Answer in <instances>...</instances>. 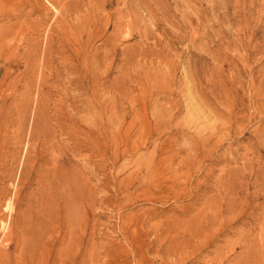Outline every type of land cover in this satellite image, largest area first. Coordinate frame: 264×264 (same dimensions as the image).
<instances>
[{"label":"rangeland","instance_id":"obj_1","mask_svg":"<svg viewBox=\"0 0 264 264\" xmlns=\"http://www.w3.org/2000/svg\"><path fill=\"white\" fill-rule=\"evenodd\" d=\"M139 2L0 0V264H264V0Z\"/></svg>","mask_w":264,"mask_h":264},{"label":"bare ground","instance_id":"obj_2","mask_svg":"<svg viewBox=\"0 0 264 264\" xmlns=\"http://www.w3.org/2000/svg\"><path fill=\"white\" fill-rule=\"evenodd\" d=\"M142 1V0H141ZM140 2H139V0H138V4H139ZM134 4H135V1H134ZM144 4V3H143ZM141 5H142V3H141ZM143 6V5H142ZM133 7H135L134 5H133ZM138 7H141V6H138ZM70 8H71V6H70ZM139 9V8H138ZM133 10V9H132ZM142 12V11H141ZM140 12V13H141ZM127 15V14H126ZM136 15V14H135ZM138 17V16H137ZM126 18V17H125ZM131 18V17H130ZM138 19H139V17H138ZM47 20V19H46ZM140 20V19H139ZM117 21V20H116ZM123 20H121V22H122ZM137 21V20H136ZM121 22H120V24H121ZM123 22H126V20L125 21H123ZM118 25V24H117ZM129 25V24H128ZM75 26V25H74ZM128 27V26H127ZM7 28V27H6ZM12 28V27H11ZM14 28V27H13ZM71 28H72V26H71ZM117 28V27H116ZM122 28V27H121ZM121 28H119V29H121ZM83 29V28H82ZM127 29V28H126ZM128 29H129V27H128ZM8 31H9V29H7ZM6 30V31H7ZM125 30V29H124ZM69 30H67L66 32H68ZM126 31V30H125ZM5 32V31H4ZM128 32V31H127ZM65 33V32H64ZM71 33V32H70ZM72 33H74V34H76L75 33V31L73 32L72 31ZM67 34V33H66ZM65 34V35H66ZM122 34V33H121ZM63 35V34H62ZM77 35H79V34H76L75 36H77ZM82 35V34H81ZM81 35H79V36H81ZM1 36H3V35H1ZM38 36V35H37ZM64 36V35H63ZM70 37H72L71 36V34L69 35ZM116 36H118V35H116ZM116 36L114 37V38H116ZM32 37V36H31ZM34 37V36H33ZM91 37V36H90ZM41 38L42 37H40V36H38L37 38H35L34 39V41L33 42H31L30 44H28V47L27 46H25V47H27L26 48V50L24 51V52H22L21 54L22 55H25V56H27V57H32V56H35V57H33V58H36V57H38L39 56V58L41 57V54H43L44 56L45 55H51L53 52H56V53H58L59 55H61V56H65L66 57V55H67V52H69L70 54H72L73 55V58L76 60V62H77V60H79L78 59V57H79V54L78 53H80L81 52V46L79 45V43L76 41V42H74V40H73V42H74V44L72 43L71 44V46H69L68 45V43L67 44H65V40H63L62 38V43L60 44V46H58L57 48H45V50H43L42 49V43H41ZM51 38V37H50ZM88 38V37H87ZM113 38V39H114ZM118 38V37H117ZM32 39V38H31ZM47 39H49V37L47 38ZM52 39V38H51ZM50 39V40H51ZM73 39H74V37H73ZM77 39L78 40H80L78 37H77ZM88 39H91V38H88ZM111 39V38H110ZM109 39V40H110ZM117 40H119V39H117ZM137 40V39H136ZM47 41V40H46ZM52 41V40H51ZM70 41V38H69V40H68V42ZM83 41V40H82ZM82 41H80V42H82ZM89 41V40H88ZM114 41V40H113ZM3 42V41H2ZM27 42H28V40H27ZM85 42V41H84ZM92 42V41H91ZM111 42H112V40H111ZM116 42V41H115ZM29 43V42H28ZM70 43V42H69ZM77 43H78V45H79V47L77 46ZM93 43V42H92ZM91 43V44H92ZM117 43V42H116ZM3 44V43H2ZM27 44V43H26ZM48 44V43H47ZM47 44H45V45H47ZM51 44V43H50ZM82 44H86V43H82ZM105 44H109L108 42H106ZM87 45V44H86ZM2 46V45H1ZM18 46V45H17ZM83 46H85V45H83ZM93 46V45H92ZM139 46H140V44H139ZM3 47V46H2ZM90 47V46H89ZM89 47L87 48V49H89ZM127 48L129 47V46H126ZM138 47V46H137ZM141 47V46H140ZM1 48V47H0ZM14 48V47H13ZM17 48V47H16ZM85 47H83V49H84ZM97 48H98V46H97ZM127 48H125V50L127 49ZM2 49V48H1ZM0 49V50H1ZM4 49V48H3ZM7 49V48H6ZM25 49V48H24ZM82 49V50H83ZM123 49V48H122ZM133 49V48H132ZM131 48H130V50H132ZM135 49V48H134ZM133 49V50H134ZM140 49H142V48H140ZM12 50V49H11ZM96 50V49H95ZM128 50V49H127ZM126 50V51H127ZM137 50H139V49H137ZM9 51H10V49H9ZM17 52H19V48H17V50H16ZM83 51H85V49L83 50ZM126 51H124V53L126 52ZM141 51V50H140ZM142 52V51H141ZM140 52V53H141ZM91 53V52H90ZM94 53H95V51H94ZM93 53V54H94ZM107 53V52H106ZM135 53H139L138 51H136L135 50ZM17 54V53H16ZM69 54V55H70ZM92 54V53H91ZM43 55H42V58H43ZM17 56V55H16ZM82 56V55H81ZM90 56V55H89ZM94 56V55H93ZM21 57V56H20ZM46 57V56H45ZM47 57H49V56H47ZM33 58H30V60L31 59H33ZM84 58V57H83ZM24 59V58H23ZM38 59V58H37ZM81 59V58H80ZM88 59V58H87ZM87 59H85V60H87ZM29 60V61H30ZM40 60V59H39ZM42 61H44L43 59H41ZM40 60V61H41ZM46 60H48V58L46 59ZM35 61V60H34ZM81 61V60H80ZM33 62V61H32ZM32 62H30V63H32ZM76 62H75V64L74 65H71V68L73 69V71L76 69ZM87 62V61H86ZM26 63V62H25ZM27 63H28V61H27ZM26 63V64H27ZM37 62H35V64H36ZM40 62H38L37 64H39ZM25 64V65H26ZM34 64V65H35ZM44 64H45V62H44ZM92 64H93V62H92ZM30 65V64H29ZM40 65V64H39ZM84 65H85V63H84ZM94 65V64H93ZM27 66V65H26ZM25 66V67H26ZM36 66V65H35ZM47 65H45V67H46ZM80 66V65H79ZM24 67V68H25ZM31 67H33L32 65H31ZM37 67V66H36ZM48 67V66H47ZM69 67V66H68ZM88 67V66H87ZM92 67H95V65L94 66H92ZM92 67H90V68H92ZM58 68V67H57ZM70 68V69H71ZM89 68V67H88ZM94 70V69H93ZM41 72H42V70H41ZM89 72V71H88ZM90 73V72H89ZM41 74V73H40ZM44 74H45V71H44ZM58 74H61V73H58ZM57 74V75H58ZM74 74V73H73ZM88 75V74H87ZM42 76H45V75H42ZM60 76V75H59ZM77 76H78V74H77ZM72 77V76H71ZM74 77V76H73ZM34 78V77H33ZM40 78H41V76H40ZM46 78V77H45ZM90 78V77H89ZM29 80H30V78H29ZM40 80V79H39ZM88 80V79H87ZM43 81V80H42ZM92 81V80H91ZM26 82H27V80H26ZM30 82V81H29ZM32 82V81H31ZM39 82V81H38ZM41 82V81H40ZM80 82V81H79ZM82 82H84V81H82ZM95 83V82H94ZM27 84H29L28 82H27ZM49 84V83H48ZM45 85V84H44ZM26 86H28V85H26ZM29 86H30V84H29ZM40 86V85H39ZM85 86V85H84ZM94 86V85H93ZM104 86V85H103ZM31 87H32V85H31ZM42 87H44V86H42ZM41 87V88H42ZM29 87H27V89H28ZM95 88V87H94ZM102 88H104V87H102ZM39 89V88H38ZM96 89V88H95ZM41 90V89H40ZM83 89H81V91H82ZM105 90V89H104ZM103 90V91H104ZM28 91V90H27ZM30 91V90H29ZM28 91V92H29ZM105 92V91H104ZM103 92V93H104ZM27 93V92H26ZM38 93V92H37ZM97 93V92H96ZM23 94H25V93H23ZM29 94V93H28ZM39 94V93H38ZM37 94V95H38ZM32 95V94H31ZM102 96H103V94H102ZM23 97V96H22ZM37 97V96H36ZM39 97V96H38ZM98 97V96H97ZM101 97V96H100ZM26 98V97H25ZM37 99V98H36ZM100 99V98H99ZM21 100V99H20ZM108 100H110V98H108ZM21 101H23V100H21ZM27 101V100H26ZM31 101H32V99H29L28 101H27V107H30V105H31ZM95 101V100H94ZM102 101V100H101ZM104 101V100H103ZM106 101H107V98H106ZM40 102V101H39ZM105 102V101H104ZM103 104V103H102ZM108 104H109V102H108ZM107 102H106V105H104V106H106L107 107ZM110 105V104H109ZM18 106V105H17ZM21 106V105H20ZM102 106V105H101ZM25 107V106H24ZM35 108V118H36V116L38 115V114H40V113H38V102L35 104V106H34ZM59 107H61V106H59ZM103 107V106H102ZM94 108H96V107H94ZM101 108V107H100ZM40 109V108H39ZM58 109V108H57ZM98 109V108H97ZM104 109V108H103ZM59 110V109H58ZM57 110V111H58ZM93 110V109H92ZM106 110V109H105ZM130 110V109H129ZM108 112V111H107ZM112 112V111H111ZM61 113L63 114L64 112H62L61 111ZM61 113H58L57 112V115L58 114H61ZM105 113V112H104ZM127 113V112H126ZM130 113V112H129ZM19 114H22V113H19ZM106 114V113H105ZM67 114L65 113V116H66ZM107 115V114H106ZM60 116V115H59ZM64 116V115H63ZM62 116V117H63ZM95 116V115H94ZM101 116V115H100ZM103 116V115H102ZM38 117H39V115H38ZM49 117V116H48ZM61 117V118H62ZM108 117V116H107ZM111 117V116H110ZM36 119H38V118H36ZM64 119V117L62 118V120ZM75 119V118H74ZM94 119V118H93ZM24 121L23 122H25V118L23 119ZM58 120V119H57ZM71 120V119H70ZM73 120V119H72ZM112 120V119H111ZM36 121V120H35ZM60 121V120H59ZM75 122H76V120H74ZM108 121H110L109 119H108ZM80 122V121H79ZM96 122L97 121H95V124H96ZM151 122V121H150ZM62 124H64L63 122H61ZM69 122L67 121V124H68ZM85 123V122H84ZM90 123H93L92 122V120H91V122ZM67 124H66V126H67ZM77 124V123H76ZM80 124V123H79ZM153 124V123H152ZM151 123H150V125H152ZM78 125V124H77ZM92 125H94V123L92 124ZM92 125H91V128H92ZM108 125H110L109 123H108ZM155 125H156V123H155ZM154 125V126H155ZM62 126V125H61ZM69 126H70V123H69ZM114 126V125H113ZM153 126V127H154ZM63 127V126H62ZM145 127V126H144ZM152 127V128H153ZM156 127H158V126H156ZM64 128H65V125H64ZM69 128V127H68ZM95 127L93 126V129H94ZM149 128V127H148ZM66 130H67V128H65ZM93 129H92V131H93ZM98 129V128H97ZM107 129V128H106ZM110 129V128H109ZM111 129H113L112 127H111ZM110 129V130H111ZM144 129H146V128H144ZM150 129V128H149ZM158 129V128H157ZM86 130V129H85ZM63 131H65V130H63ZM68 131V130H67ZM81 131H83L82 129H81ZM98 131V130H97ZM109 131V130H108ZM110 132V131H109ZM175 132H176V130H175ZM81 133V132H80ZM86 133V132H85ZM180 133V132H179ZM181 133H183V132H181ZM186 133V132H185ZM67 134H69V133H67ZM79 134V133H78ZM93 134V133H92ZM97 134V133H96ZM101 134V133H100ZM114 134V133H113ZM102 135V134H101ZM101 135H99L100 137H101ZM110 135H111V133H110ZM182 135V134H181ZM187 135H188V133L185 135L184 134V136H186L187 137ZM97 136V135H96ZM112 136V135H111ZM95 137V136H94ZM168 137H170V136H168ZM172 137H175V135L173 136L172 135ZM182 137V136H181ZM104 138V137H103ZM85 139V138H84ZM94 139V138H93ZM170 139V138H169ZM168 139V140H169ZM188 139V138H187ZM94 140H97V139H94ZM103 140V139H102ZM102 140H100V141H102ZM107 140V139H106ZM112 140H113V138H112ZM171 140V139H170ZM194 140V139H193ZM192 141V140H191ZM195 141V140H194ZM93 142V141H92ZM97 142H99V141H97ZM105 142V141H104ZM114 142V141H113ZM99 143H101V142H99ZM102 143H103V141H102ZM164 143H166V142H164ZM197 143V142H196ZM105 144V143H104ZM195 144V143H194ZM95 145V144H94ZM102 145V144H101ZM111 145V144H110ZM97 146H99V148H100V145L98 144ZM119 146V145H118ZM133 146V145H132ZM120 147V146H119ZM118 147V149H120ZM125 148L127 147V146H124ZM104 148H106V149H108V146L106 145V147H104ZM114 148H115V145H114ZM116 148H117V145H116ZM160 148V147H159ZM127 149V148H126ZM113 151L115 150V149H112ZM121 150V149H120ZM124 150V149H123ZM116 151V153H117V150H115ZM121 152V151H120ZM119 152V153H120ZM104 153V152H103ZM118 154V153H117ZM116 154V155H117ZM121 154V153H120ZM114 156V155H113ZM112 159V158H111ZM155 159V158H154ZM153 159V160H154ZM117 160H118V158H117ZM156 162V161H155ZM153 163V162H152ZM150 165H152V164H150ZM155 165V164H154ZM144 166V165H143ZM150 168H151V166H150ZM153 169V168H152ZM154 170V169H153ZM151 172H152V170H151ZM156 173V172H155ZM149 175V174H148ZM152 175V174H151ZM150 176V175H149ZM153 176V175H152ZM152 176H151V178H152ZM156 177V176H155ZM149 178V177H148ZM56 179V178H55ZM141 181H142V179H140ZM149 180V179H148ZM152 180V179H151ZM153 181H155V180H153ZM53 184V183H52ZM156 184V183H155ZM51 186V185H50ZM53 186V185H52ZM154 186V185H153ZM50 198V197H49ZM32 203V202H31ZM28 207V206H27ZM29 212V211H28ZM27 218V217H26ZM28 219V218H27ZM27 219H24V220H27ZM25 222V221H24ZM41 247V248H40ZM38 249V250H37ZM45 245L44 244H41V241H40V236H39V234H38V232H37V230L34 228V226H33V224H31V223H27L26 222V224H24V225H22V227L20 228V232L17 234V237H16V241H15V253H16V256L14 257V260H8L7 259V256H6V254H3V256H2V258H1V261L3 262L2 264H41V262H46V253H45ZM48 260H49V258H48ZM1 263V262H0Z\"/></svg>","mask_w":264,"mask_h":264}]
</instances>
